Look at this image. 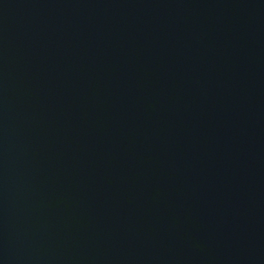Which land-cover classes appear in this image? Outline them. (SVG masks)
<instances>
[{
  "label": "water",
  "instance_id": "obj_1",
  "mask_svg": "<svg viewBox=\"0 0 264 264\" xmlns=\"http://www.w3.org/2000/svg\"><path fill=\"white\" fill-rule=\"evenodd\" d=\"M0 264H264V0H0Z\"/></svg>",
  "mask_w": 264,
  "mask_h": 264
}]
</instances>
